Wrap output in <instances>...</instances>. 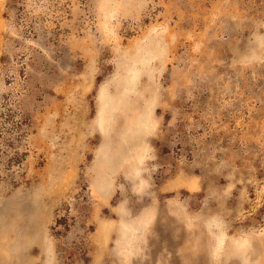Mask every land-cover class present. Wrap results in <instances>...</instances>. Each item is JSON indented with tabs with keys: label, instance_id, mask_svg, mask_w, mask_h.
Masks as SVG:
<instances>
[{
	"label": "rangeland",
	"instance_id": "rangeland-1",
	"mask_svg": "<svg viewBox=\"0 0 264 264\" xmlns=\"http://www.w3.org/2000/svg\"><path fill=\"white\" fill-rule=\"evenodd\" d=\"M0 264H264V0H0Z\"/></svg>",
	"mask_w": 264,
	"mask_h": 264
}]
</instances>
